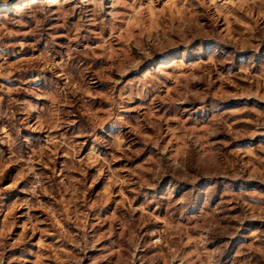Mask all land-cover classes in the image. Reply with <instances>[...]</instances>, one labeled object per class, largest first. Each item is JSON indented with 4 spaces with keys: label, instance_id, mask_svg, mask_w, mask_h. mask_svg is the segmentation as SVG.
I'll list each match as a JSON object with an SVG mask.
<instances>
[{
    "label": "rangeland",
    "instance_id": "1",
    "mask_svg": "<svg viewBox=\"0 0 264 264\" xmlns=\"http://www.w3.org/2000/svg\"><path fill=\"white\" fill-rule=\"evenodd\" d=\"M0 264H264V0H0Z\"/></svg>",
    "mask_w": 264,
    "mask_h": 264
}]
</instances>
